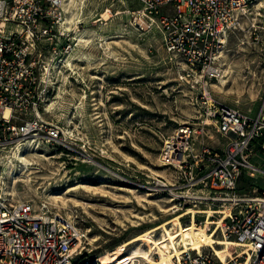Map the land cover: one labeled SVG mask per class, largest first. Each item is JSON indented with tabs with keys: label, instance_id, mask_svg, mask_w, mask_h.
<instances>
[{
	"label": "rangeland",
	"instance_id": "1",
	"mask_svg": "<svg viewBox=\"0 0 264 264\" xmlns=\"http://www.w3.org/2000/svg\"><path fill=\"white\" fill-rule=\"evenodd\" d=\"M76 3L69 5L77 15L74 26L63 25L65 9L40 58L49 69L41 112L65 137L52 146L32 143L25 157L33 165L27 168L12 158L23 140L0 144V186L13 203H47L52 212L72 217L90 260L168 264L207 236L195 225L205 219V208L176 212L172 196L159 186L178 176L163 161L165 146L191 127V159L207 148H224L212 126L205 132L199 126L204 118L195 105L205 84L220 102L258 113L264 100V3L218 54L224 83L170 52L159 22L138 1ZM80 34L88 41L80 43ZM252 184L244 180L240 191L257 195ZM257 184L264 187V180Z\"/></svg>",
	"mask_w": 264,
	"mask_h": 264
},
{
	"label": "built area",
	"instance_id": "2",
	"mask_svg": "<svg viewBox=\"0 0 264 264\" xmlns=\"http://www.w3.org/2000/svg\"><path fill=\"white\" fill-rule=\"evenodd\" d=\"M136 1L148 18L159 22L168 50L215 80L224 72L216 64L223 45L264 3ZM65 3L0 0V144L21 139L52 146L65 137L41 112L49 69L42 68L40 59L46 41L52 40V28L65 19ZM169 11L172 16L165 15ZM195 106L204 118L202 132L212 126L225 146L207 148L191 159L187 151L193 130L181 128L163 152L164 163L177 168V181L163 188L176 212L204 207L205 219L197 225L231 245L226 258L206 247L182 254L175 264H264V187L257 184L264 180V100L251 116L217 100L205 84ZM244 180L253 183L257 195L240 191ZM84 237L72 217L52 212L47 203H13L0 186V264H102L83 256Z\"/></svg>",
	"mask_w": 264,
	"mask_h": 264
},
{
	"label": "bare ground",
	"instance_id": "3",
	"mask_svg": "<svg viewBox=\"0 0 264 264\" xmlns=\"http://www.w3.org/2000/svg\"><path fill=\"white\" fill-rule=\"evenodd\" d=\"M66 1V0H65ZM78 1V0H77ZM67 4L68 5H66V3H65V9H66V13H67V15H66V19H65V21H63V25L67 28V29H70L71 28V25L74 23V21L76 20V14L74 13V11H71V9H69V5L70 4H75L76 3V0H67ZM77 4V3H76ZM76 6V5H75ZM80 11H78V13H79ZM80 16V15H79ZM80 18V17H79ZM73 26H74V24H73ZM72 30V29H71ZM77 40L78 41H80V43H82V42H87L88 40L86 39V36L85 35H83V34H80V35H78V37H77ZM79 43V42H78ZM73 53V52H72ZM71 56V55H70ZM69 65H72V60L70 59V61H69V63H68ZM57 67V66H56ZM219 82H225V80H224V76H220V79H219ZM217 86V85H216ZM10 110H6V112H5V116L6 117H9L10 116ZM32 147V142L31 141H29V142H20L18 145H17V148H16V151H15V153H14V155L12 156V158H15L16 160H18L20 163H21V167H23V168H27V167H29V166H31V165H33V163H31L26 157H25V153H27L28 152V148H31ZM38 148V147H37ZM33 150V149H32ZM14 167H15V164H14V161L12 160L11 161V163H10V166H9V170H8V172H9V174L10 175H13L14 174ZM160 182V185L159 186H162V187H164L165 186V184L166 183H164V181L162 182V181H159ZM5 184V183H4ZM2 188L5 190V187H3V185H2ZM7 190V189H6ZM8 192V191H7ZM196 225V227L199 229V230H203L204 231V233H205V235L207 236V238H205L204 240H202L201 242H197L196 244H188L187 246H185L183 249H182V251H181V253L178 255V257H175V258H173L170 262H168V264H174L173 263V260L174 259H177V258H182V254H185L186 252H188V251H203V248H206V247H210V248H213L216 252H217V254L219 255V256H221L222 258H226V257H228L229 256V253H228V251L226 250V248L228 247V246H230L231 245V243H229L228 241H226V240H223L222 238L221 239H218L217 237H216V234H212V233H210V232H208L207 231V229L206 228H204V227H200V226H198L197 224H195ZM217 245H221V246H223V247H221V248H218L217 247ZM113 263V262H112ZM102 264H104L103 262H102ZM109 264H111V263H109ZM114 264H116V263H114Z\"/></svg>",
	"mask_w": 264,
	"mask_h": 264
}]
</instances>
